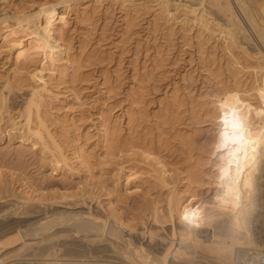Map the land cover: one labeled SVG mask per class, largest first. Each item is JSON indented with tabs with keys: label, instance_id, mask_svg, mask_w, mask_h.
Instances as JSON below:
<instances>
[{
	"label": "bare ground",
	"instance_id": "obj_1",
	"mask_svg": "<svg viewBox=\"0 0 264 264\" xmlns=\"http://www.w3.org/2000/svg\"><path fill=\"white\" fill-rule=\"evenodd\" d=\"M39 1L32 13L9 16L0 9V39L9 44L14 65L0 82V122L7 113L13 130L25 128L33 147L54 167L63 165L88 179L95 176L92 156L76 132L77 120L59 113L70 99L64 89L71 91L80 78L81 63L75 64L56 25L72 0ZM187 1L192 4H175L181 25L194 15L199 30L218 34L234 81L207 90L196 102L193 93L172 99L163 119L148 129L146 120L137 119L135 131L123 134L101 121L97 131L104 152L97 155V166L111 163L123 170L124 163L135 161L156 174L158 183L146 187L142 201L129 204L131 212L111 204L104 214L83 199L85 192L75 210L63 203L50 211L42 196L37 201L45 208L28 206L35 197L18 206L0 196V264H264L263 243L255 238L264 231V56L243 47L251 37L258 53H264V0ZM155 2L167 21H175L169 0ZM200 2L207 8L200 9ZM33 58L37 65L23 66ZM59 64L62 86L51 81ZM243 69L252 76L250 85L235 76ZM23 89V106L13 114L8 94ZM139 89L131 98L137 111L146 103V92ZM204 124L211 128L209 135L202 132ZM50 200L56 203L59 197Z\"/></svg>",
	"mask_w": 264,
	"mask_h": 264
},
{
	"label": "rangeland",
	"instance_id": "obj_2",
	"mask_svg": "<svg viewBox=\"0 0 264 264\" xmlns=\"http://www.w3.org/2000/svg\"><path fill=\"white\" fill-rule=\"evenodd\" d=\"M38 2L0 0V9L2 14L9 16L21 10L32 13L37 10ZM169 3L172 13L176 14L173 22L166 20L155 0H135L124 4L123 0H72L69 3L63 19L56 25L70 46L69 52L72 59L76 60L75 64L81 63L78 67L80 78L74 82L75 87L71 91L69 88L64 89L70 99L66 106L61 107L59 104V113L62 117L69 115L71 121L73 117L77 120L76 132L87 154L92 156L94 179H87L84 173L78 172V175L76 170L70 171L63 165L54 167L48 156L43 155L37 146L33 147L35 141L27 135L26 129L18 126L13 130L8 114L4 113V121L0 122V196H8L7 200L15 205L22 204L31 196L35 199L28 206L33 208L46 206L51 211L68 203L63 207L75 210L80 208L77 201L85 192L86 197L83 199L91 201L93 207L104 214H109L111 204L123 213L131 212L129 204L131 206L144 199L146 187L158 183L149 165L128 161L122 170L111 163L97 166L94 162L97 155L104 152L97 131L101 121L108 120L110 129L123 134L135 131L137 119L146 120L143 121L146 128L151 127L163 119L165 108L173 102L172 99L194 94L193 100L196 102L204 98L207 90L213 92L221 84L234 81L227 51L223 49V41L218 39V34L212 37L199 30L193 20L194 15L189 16L190 21L186 26H182V15L174 10L175 6L181 4V8L183 4L190 6L192 3L187 0H169ZM199 4L202 5H198L200 9L204 6L207 8V4ZM13 21L8 22L14 24ZM245 28L251 32L247 24ZM250 39L247 38L243 45L247 52L255 57L264 56V53H258L253 38ZM233 50L238 51V48L233 46ZM36 62L38 59L33 58L22 64L33 66L37 65ZM13 68L9 44L0 39V82ZM56 68L51 81L62 86V65ZM248 70L243 69L235 76L250 85L252 76ZM134 78H137V82ZM138 88L140 92H146V103L140 108L141 111L136 110L135 104L131 105V98L137 96ZM74 90L79 100L73 95ZM25 92L23 89L8 94L7 102L13 114L20 112ZM205 126L207 124L200 125L202 132L209 135L211 128ZM128 166L133 168L128 169ZM62 194L75 197L64 201L60 198ZM41 196L45 199L44 206L37 201ZM54 196L59 197L56 203L50 200ZM158 226L156 224L154 230ZM255 236L256 242L264 246V231L260 234L262 240L259 234ZM244 262L237 264L247 263Z\"/></svg>",
	"mask_w": 264,
	"mask_h": 264
},
{
	"label": "built area",
	"instance_id": "obj_3",
	"mask_svg": "<svg viewBox=\"0 0 264 264\" xmlns=\"http://www.w3.org/2000/svg\"><path fill=\"white\" fill-rule=\"evenodd\" d=\"M263 258V256L261 257V259ZM263 260V259H262Z\"/></svg>",
	"mask_w": 264,
	"mask_h": 264
}]
</instances>
